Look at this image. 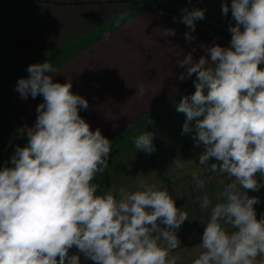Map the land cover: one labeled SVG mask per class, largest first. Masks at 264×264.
<instances>
[{"label": "clouds", "instance_id": "1", "mask_svg": "<svg viewBox=\"0 0 264 264\" xmlns=\"http://www.w3.org/2000/svg\"><path fill=\"white\" fill-rule=\"evenodd\" d=\"M221 10L235 21L228 47L216 44L197 60L189 52L177 61L185 69L181 81L195 74L194 93L176 104L185 115L182 134L203 146L198 166L222 177L209 193L207 180L193 174L199 207L209 217L192 264H264V214L257 218L260 199L248 194L264 187V0H231L230 7L225 0ZM181 11L190 30L185 39L192 41L206 10ZM165 33L174 36L175 29ZM27 72L15 90L22 99L42 96L43 103L34 126L21 133L27 144L0 168V264H80V254L94 264H177L172 253L188 212L167 187L146 180L135 190H100L93 181L108 169L113 144L80 116L88 101L71 91L70 80L54 82L47 60ZM154 135H138L135 149L155 152ZM173 167L183 163L176 159ZM73 248L78 254L69 255Z\"/></svg>", "mask_w": 264, "mask_h": 264}, {"label": "crops", "instance_id": "2", "mask_svg": "<svg viewBox=\"0 0 264 264\" xmlns=\"http://www.w3.org/2000/svg\"><path fill=\"white\" fill-rule=\"evenodd\" d=\"M181 16L156 6L138 11L130 0H0V168L11 166L16 147L27 144L21 133L34 126L36 108L43 103L42 96L22 99L15 90L17 81L28 77L30 64L47 60L56 69L54 82L70 80L71 91L88 101L80 116L112 141L108 169L93 182L100 190L112 185L135 190L145 180L167 187L189 219L177 230L180 247L172 254L179 257L177 264H192L201 251L202 223L209 217L199 207L202 192L196 190L193 174L207 180L209 193L222 177L198 166L203 146H195L191 134H182L185 115L176 111V104L194 93L195 88L182 95L195 74L181 81L185 69L177 61L189 52L197 60L206 48L228 47L230 42L216 36L205 18L196 21L195 39L187 41L184 34L190 30ZM168 29H175V35H166ZM141 85L143 95L137 94ZM145 130L155 134L156 151L150 155L133 143ZM176 159L182 168L173 167ZM248 194L260 199L254 205L259 219L264 187ZM72 254H78L75 248L69 250ZM80 264L94 262L80 254Z\"/></svg>", "mask_w": 264, "mask_h": 264}, {"label": "rangeland", "instance_id": "3", "mask_svg": "<svg viewBox=\"0 0 264 264\" xmlns=\"http://www.w3.org/2000/svg\"><path fill=\"white\" fill-rule=\"evenodd\" d=\"M137 5V9L142 5L156 6L161 10H173L182 13V9L192 10L194 8L204 9L205 25L209 27L216 36L230 42L231 33L229 32V24L235 25V21L231 18V11L228 16L222 14L221 6L225 0H130ZM231 5V0H226ZM183 14V13H182ZM261 67V66H260ZM263 68V67H261ZM131 130V129H130Z\"/></svg>", "mask_w": 264, "mask_h": 264}, {"label": "trees", "instance_id": "4", "mask_svg": "<svg viewBox=\"0 0 264 264\" xmlns=\"http://www.w3.org/2000/svg\"><path fill=\"white\" fill-rule=\"evenodd\" d=\"M145 7H147V5H142V7H140L139 9H143V8H145ZM18 75V73H15V74H12V75H10V76H8V77H6V78H4L3 80H2V83H7V82H9L10 80H12L15 76H17ZM195 87H194V83H192V84H190L189 86H188V88L183 92V94L182 95H185L187 92H189L190 90H192V89H194ZM181 96V95H180ZM179 95L177 96V97H180Z\"/></svg>", "mask_w": 264, "mask_h": 264}]
</instances>
